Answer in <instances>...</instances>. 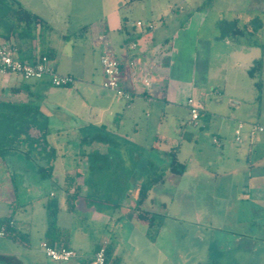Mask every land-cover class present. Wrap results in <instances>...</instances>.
Here are the masks:
<instances>
[{
	"label": "crops",
	"instance_id": "1",
	"mask_svg": "<svg viewBox=\"0 0 264 264\" xmlns=\"http://www.w3.org/2000/svg\"><path fill=\"white\" fill-rule=\"evenodd\" d=\"M138 3L135 9L147 20L137 18L133 23L126 22L125 18L121 22L119 16L109 22L104 18L103 10L99 17L94 18L91 9L77 3L71 5L69 11V7H61L58 2L52 1L47 5V16L40 10L24 6L25 10L39 16L43 25L37 26L30 39H20L18 34L11 35L9 43L18 47V57L33 61L42 53H47L56 72L72 76L75 83L70 87L57 88L47 81L12 82V75L0 74V95H6L5 102L36 106L47 118V140L57 155L53 161L52 178L35 185L36 188L31 191L34 200L27 202L31 208L30 214H20L15 208L21 206L10 204L11 211L6 218L13 215L14 232L3 237L15 245L20 240L26 241L29 251L33 241L40 246L46 241L60 248L73 249L79 258L71 263L77 264H91L96 252L103 246L106 249L114 246L110 258L112 264H128L131 258L139 259L141 263L143 259L148 263V255L152 256L154 251L157 252L158 262L163 263L169 261L166 243L168 230L164 222L158 220L162 215L158 209H165L166 203L171 201L170 186L179 182L187 185L202 179H213V200L223 203L226 208L224 213L231 218L229 225L232 231L226 232L236 235L234 242L237 243L250 239L264 244V133H258L254 138L248 136L251 125L264 126V110L254 107L253 98L235 99L228 96L226 91L231 86L230 80L222 77L227 67L229 70L245 71L251 80L262 79L264 57L258 56L259 43L247 44L238 40L230 43L228 34L218 29L221 21H215V27L205 29L213 6L189 8L183 19L180 14L184 12L172 9L166 18H160L159 26L153 22V18L157 19L160 12L151 0H127L125 5ZM252 16L249 13L245 19L249 34H263L264 23ZM138 22L144 26L138 27ZM233 32L242 35L240 29ZM2 42L4 39L0 33ZM132 43L137 44L134 50L130 49ZM106 49L113 51L120 61L122 87L131 94L130 100L119 98L103 87L100 56ZM258 60L263 62L262 69L251 78L249 70ZM20 87L21 92L15 94ZM209 87L214 101L208 100ZM195 95L198 96L196 103L193 100ZM223 96L227 97L225 103L220 99ZM189 99L193 100V105L199 111L196 125L191 124ZM227 105L231 113L244 120L233 124L230 139H213V144L222 150L216 172L212 173L210 168L201 165L193 169L186 162L187 168L182 175L170 173V152L177 148L178 159L182 146L175 145L173 137L170 138L162 130V121L168 110L184 112L189 123L199 127L204 113L215 114L217 107ZM149 118L151 121L156 119L157 135L153 145L146 147L143 131L150 124ZM239 123L245 125L241 142H237L234 136ZM101 126L117 139L131 143L128 139L134 137L138 144L129 146L123 140L125 144L118 142L116 148L105 145L108 162L104 171L93 176L88 167L85 177H79L80 166L74 165V156L98 151L95 145L83 151L81 147L84 146L80 141L72 140L91 136V128ZM225 126L228 127L226 121H221L218 132L222 135V132L227 133L223 130ZM174 128L173 133L179 140L193 141L192 134L185 136L180 126ZM34 135H37V131L32 132ZM63 139H67L64 146ZM27 150L25 146L9 153L5 159L0 158V166L4 162L12 164L16 153L25 156L24 160H30L32 157H27ZM34 155L38 156V153L34 152ZM38 157L34 156L35 161L22 165L26 172L20 173V176L25 180L30 177L35 181L39 179L37 170L39 166H44L45 161ZM98 185L104 188L109 185L121 187V198L117 201L107 198L105 189L94 188ZM148 185L151 186L142 198L141 188ZM74 186L77 188L74 189ZM67 187L69 189H65ZM52 201L57 203L58 211L55 227L49 234L46 205ZM110 203L114 204L115 209L111 208ZM37 204H41L39 210L42 209L36 212L38 221L34 209ZM140 212L154 216L155 223L149 224L140 219ZM125 226L127 230H124ZM2 227L0 225V229ZM255 228L257 232L253 234L252 229ZM238 234L246 236L239 238ZM145 251L149 253L144 254ZM178 257L183 259L182 255ZM0 264L25 262L16 252L0 250Z\"/></svg>",
	"mask_w": 264,
	"mask_h": 264
},
{
	"label": "rangeland",
	"instance_id": "2",
	"mask_svg": "<svg viewBox=\"0 0 264 264\" xmlns=\"http://www.w3.org/2000/svg\"><path fill=\"white\" fill-rule=\"evenodd\" d=\"M21 3L22 7L24 6L40 10L47 16V5L51 2H58L59 6L64 8H70L73 4L84 5V7L92 10L94 18L99 17L98 14L101 13V10L104 11V18L109 22L113 19H116L119 16V20L125 18L126 22L133 23L137 18H141L146 21L147 19L142 16L140 12H137L135 5L131 6L125 5L127 0H17ZM152 4L155 5L160 14L159 17L153 18V22L156 25H161L160 18H166L168 13L172 9L179 11L180 18H185L189 8H193L197 5L203 6L204 8H211L208 21L205 25L206 28L215 27L213 26L215 21H221L218 29L222 30L224 34H228L227 39L232 42V44L238 41H245L247 44L259 43L260 49L258 50V56L264 57V31L263 34H249V25L245 21L246 16L252 14L253 18L259 19V21L264 23V0L257 2L256 0H151ZM61 4V5H60ZM71 6V7H70ZM133 7V8H132ZM241 9L245 10L242 11ZM250 10V11H249ZM69 16H66V18ZM1 19V18H0ZM236 19H238L236 21ZM143 21L144 24H146ZM235 22V25L232 26ZM16 24L14 10L8 12L4 20H0V33L4 34L7 32L9 27H13ZM251 26V25H250ZM240 29L242 35L232 33V30ZM107 33V29H105ZM235 40V41H234ZM98 51V49H96ZM264 60V59H263ZM225 72L222 74V77H228L229 83L231 86L227 88L226 94L232 96L235 99L242 98H253L256 109L259 108L264 110V76L263 78H257L256 80H251L245 71L238 70H229L225 67ZM21 81L17 79L16 76H11V81ZM260 82V89L257 87L256 83ZM208 100H215L211 88L209 87ZM6 95H0V102H4ZM198 99V96L195 95L193 100ZM221 100H227V97H220ZM214 103L211 105L213 106ZM217 107V106H216ZM215 108V107H213ZM217 111L215 114H203L202 119L199 120L200 126H192L184 112L174 109L168 110L166 113V118L163 119L162 130L164 133H168L170 138L173 137L172 142L175 145L181 144V152L178 154V159L182 163L191 164V167L198 169L199 165L206 168H210L211 172H216V164H218L219 159L221 158L222 150L217 145L213 144L214 138L224 137L230 139V133L232 132L233 124H237L238 120H244L240 118L237 114L231 113L229 105L222 108H216ZM155 112L152 113L154 116ZM211 116L209 118V116ZM153 118V117H152ZM156 118V117H155ZM149 118L150 124L147 126L143 135H145V145L146 147H151L155 141V136L157 135V130L155 129L156 119ZM221 121H226L228 125L224 127L227 133L223 135L218 132L219 124ZM180 126L181 133L187 136L192 134L193 141H182L179 140L174 135V126ZM204 127V128H202ZM231 127V128H230ZM172 129V130H171ZM245 130V129H244ZM243 130V132H245ZM95 131L89 132L93 134ZM235 136V135H234ZM77 140L81 142L80 138L73 139L72 141ZM124 139H117L119 143H128L129 146L137 145V141L133 138L131 140L134 142L132 144L125 141ZM231 141V140H230ZM67 143V139H63L62 145L64 146ZM127 144V146H128ZM233 147L236 146L232 143ZM82 146V145H81ZM91 147V146H90ZM89 146L81 147L82 150H89ZM96 151L105 154V145H97ZM36 158L38 156L33 155ZM64 156H68L67 154ZM130 156V155H129ZM75 166H80V171L77 173L79 177H85L86 171L88 169V162L86 154L80 153L79 155L74 156ZM25 156L20 153H16L15 160L12 164L4 162L0 166V219L6 218L11 211L10 204L13 203L16 206H21L15 208V211L20 212V214L29 215L31 208L28 207L27 202H30L31 199L34 200L31 195V191L41 183L42 180L39 178L35 181L33 178H28L25 180L23 176H20V173L26 172L23 171V164L25 162H33L34 158L30 160H24ZM190 160V161H189ZM226 161L228 158L226 156ZM230 162V161H229ZM77 167V166H76ZM75 167V168H76ZM133 167V166H132ZM94 176V174H93ZM102 176V175H101ZM192 177V176H191ZM38 178V177H37ZM29 183V185H28ZM47 183V182H46ZM45 184V182H44ZM187 184V183H186ZM84 188L83 186H80ZM77 188L74 186V189ZM95 189L102 188V191L105 189V195L107 198L117 201L118 198H121V187L116 186H96ZM169 188V187H168ZM214 181L213 179H202L200 182L191 183L185 185L184 183L173 184L170 186L171 196L169 195L168 203H166V208L158 209V213H162L158 220L164 222L167 232L166 243L168 245L167 255L169 261L163 263L158 262L157 252L154 251L151 255H148V263L142 259V263L139 262V259L131 258L128 264H264V244L262 242H253L249 239L246 241L243 239L241 242H234V234H230L231 227L229 222L231 218L230 215L225 214L224 204L218 203L213 200L214 192ZM69 189V187L65 188ZM187 189L186 192L182 190ZM49 187L47 188V192ZM60 192V190H59ZM63 192V191H62ZM106 198V197H105ZM43 200V199H42ZM113 207V203H110ZM25 206V207H24ZM24 207V208H23ZM41 204L35 206V219L38 221V213ZM162 207V206H161ZM14 209V207H13ZM21 209V210H20ZM25 209L27 211L25 212ZM156 210V209H155ZM81 223V222H80ZM127 230V226L125 229ZM228 231V232H226ZM253 234L257 232L256 228L252 229ZM125 232V231H124ZM251 232V231H250ZM252 234V233H249ZM239 238H245L246 235H237ZM244 236V237H243ZM256 236V235H255ZM255 238V237H254ZM21 245L12 242L8 238L0 237V250L16 252L20 254L23 258L25 264H58L57 262L51 261L43 253L41 246L38 242H32L31 250L27 248L26 241H19ZM26 242V243H25ZM253 242V243H252ZM146 252V251H145ZM146 252L144 254H147ZM183 256L181 259L180 256ZM77 264V263H69ZM81 264V263H78Z\"/></svg>",
	"mask_w": 264,
	"mask_h": 264
},
{
	"label": "trees",
	"instance_id": "3",
	"mask_svg": "<svg viewBox=\"0 0 264 264\" xmlns=\"http://www.w3.org/2000/svg\"><path fill=\"white\" fill-rule=\"evenodd\" d=\"M13 10L16 24L13 27H9L7 32L2 34L4 43H9L12 34H18L20 39H30L33 37L37 26L43 25L42 19L25 10L19 1L0 0V20H4L8 12ZM42 55H47L51 58L47 53H42ZM262 66V60L256 61L254 66L249 70V76L254 78L260 73ZM256 85L260 89V82H257ZM21 88L22 87L17 89L18 91H15V94L21 92ZM33 131H37V135L32 136ZM91 131L95 132H93L91 136H86L81 139L80 144L82 146L106 145L113 148L118 146L117 138L109 133L104 126L91 128ZM47 135L48 120L39 112L38 107L24 103L0 102V158L5 159L9 153L27 146L28 150L26 155L28 158H34V152H37L38 158L45 161L44 166H39L37 170V174L42 181L52 178L54 169L53 161L57 157L55 151L48 143ZM176 150L177 148L170 152L171 161L168 170L174 175H182L186 171L187 166L185 163L178 161ZM86 156L89 162V171L92 174L102 173L104 171L105 166H107L106 163L108 162L105 154L91 152L86 154ZM150 186L151 185L142 186L140 191L142 198L146 196ZM46 211L49 227L48 232L50 234L55 227L56 213L58 211L57 203L55 201L48 202ZM138 216L140 219L148 221L149 224H154L156 220V218L150 216L149 213L140 212ZM0 225L4 226L5 235L7 234L10 236V234H13V215L0 220ZM113 252L114 246H110L106 249L108 264H112L110 258Z\"/></svg>",
	"mask_w": 264,
	"mask_h": 264
},
{
	"label": "built area",
	"instance_id": "4",
	"mask_svg": "<svg viewBox=\"0 0 264 264\" xmlns=\"http://www.w3.org/2000/svg\"><path fill=\"white\" fill-rule=\"evenodd\" d=\"M138 27L144 26L138 22ZM151 28V26H149ZM137 44L132 43L130 49H136ZM19 49L12 43H0V74L2 76L14 75L26 82L47 81L52 87L64 88L74 85L75 79L70 75H61L56 72L47 55L38 56L33 61L21 60L18 57ZM100 64L104 76L103 87L114 93L117 97L125 100L131 99V94L122 87L121 64L117 56L111 50H104L100 56ZM188 107L191 115V124L196 125L199 119V111L193 105V100H188ZM245 125L239 123L235 131V140L242 141ZM258 133H264V126L253 124L250 126L248 136L254 138ZM5 235V229H0V237ZM43 253L51 261L60 264H69L79 258L78 253L73 249L60 248L46 241L41 244ZM91 264H108L106 259V247H101L95 254Z\"/></svg>",
	"mask_w": 264,
	"mask_h": 264
}]
</instances>
